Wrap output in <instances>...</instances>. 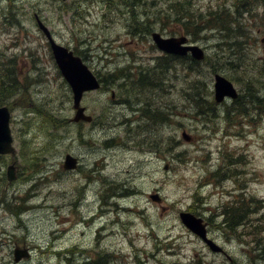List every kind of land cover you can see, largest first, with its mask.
Masks as SVG:
<instances>
[{"label":"rangeland","instance_id":"obj_1","mask_svg":"<svg viewBox=\"0 0 264 264\" xmlns=\"http://www.w3.org/2000/svg\"><path fill=\"white\" fill-rule=\"evenodd\" d=\"M174 1L140 0L136 11L142 15L141 19L150 17L144 22L148 28L175 35L171 32H183L182 23L175 21L176 14L179 21L194 20L197 26H204L200 20L205 17L200 15L224 0L188 1L187 6L195 10L193 16L183 14L181 4L176 7ZM36 15L50 27L58 42L79 52L95 71L118 72L129 63L154 65L155 57L161 53L147 32L140 34L145 30L142 24H136V34L130 32L131 13L121 0H0V59L5 68L15 71L12 75L0 67V83L9 91L17 80L14 91H18L12 96L0 94V104L10 102L19 169V180L14 184H7L0 176V226L7 228L0 236V264L10 260L13 241L22 235H27L32 243L48 246L47 250L76 247L78 251L72 257L77 262L82 260L80 247H88L86 251L99 248L114 252L122 259L121 254L129 252L131 257L124 264H138L134 260L138 256L142 262L158 264L155 260H146L151 253H158L155 259L165 264H185L194 259L202 260L196 264H264V258L254 253L264 245V116L257 125L247 124L244 131L233 134L225 132L223 118L204 121L202 116L194 114L195 106L184 93L191 82L200 79L191 88L195 99L190 102L203 97L205 91L208 93L205 97L211 100V66L204 63L194 72L185 71L177 63L166 74L164 95L152 93L151 89L127 93L155 105L165 106L166 102L176 105L173 121L143 129L140 138H150L141 142L145 145L143 148L134 144L140 138H128L127 125L111 120L109 114L98 118L104 126L74 122L71 87L59 72ZM240 31L248 35L242 39L249 45L246 50L234 46L228 48L229 53L217 47L218 40L223 39L218 37L217 28H211L210 37H202L198 42L220 60V70L233 75L246 93L256 89L264 96V72H258L264 69V18L244 19ZM246 54L250 57L248 60ZM230 55L236 62L246 60L240 72L223 66ZM250 99L257 102L255 96ZM83 104L95 116L107 107L117 120L128 114L126 105L112 103L110 92L103 90L87 93ZM216 111L221 115L224 107L219 106ZM48 114L57 117V126ZM146 123V120L140 122L143 126ZM184 130L194 139L185 140ZM112 137L117 139L116 144H108L107 140ZM159 137L161 147L157 149ZM154 138L155 143H151ZM68 152L81 160V166L74 172L62 167ZM224 155L230 175L219 183L212 182L210 170L224 163ZM10 162L11 157L0 159V173L2 166L6 168ZM167 162L169 169H165ZM117 182L123 185L118 187ZM154 191L161 192L162 203L150 198ZM242 191L252 203L250 216L242 214L245 226L239 227V231L244 230V238L239 239L233 233L228 238L211 225V235L226 248V253L211 250L180 219V211L190 205L199 214L209 216L211 210L215 211L223 203L242 200ZM114 193L118 204L101 211V196L108 201ZM252 196L261 202L254 204ZM27 197L30 198L27 200ZM7 202L25 203L32 208L20 217H10L4 205ZM101 213H104L101 218H114L115 224L107 226L113 234H105L96 242L100 225L87 227L84 234L82 230L86 220ZM222 219L220 216L217 221ZM34 256L26 264H59L61 260L59 255L37 250ZM109 264H123V261L109 260Z\"/></svg>","mask_w":264,"mask_h":264},{"label":"water","instance_id":"obj_2","mask_svg":"<svg viewBox=\"0 0 264 264\" xmlns=\"http://www.w3.org/2000/svg\"><path fill=\"white\" fill-rule=\"evenodd\" d=\"M42 27L50 37L57 62L66 79L72 86L74 92V105L75 108H77V113L74 119L91 120L92 116L85 113V107L81 106V100L85 91L96 89L100 86L99 81L89 66L79 55H76L69 48L57 44L48 32L47 28L44 25ZM154 39L161 48L168 51L185 53L188 50H192L196 56L200 58L204 56L203 49L200 46L184 45V43L187 42V38L185 36L164 38L160 33L155 32ZM216 89L219 99L225 94H236V89L233 84L225 77L220 75L217 76ZM10 118L11 113L8 107H0V153L15 152L10 128ZM77 165L78 158L72 154H67L64 167L67 169H72L76 168ZM8 176L10 179H14L16 177L15 168L13 165L9 167ZM181 217L189 228L203 237H206V227L202 223L201 218H198L189 212H182Z\"/></svg>","mask_w":264,"mask_h":264},{"label":"trees","instance_id":"obj_3","mask_svg":"<svg viewBox=\"0 0 264 264\" xmlns=\"http://www.w3.org/2000/svg\"><path fill=\"white\" fill-rule=\"evenodd\" d=\"M123 1H125L126 5L130 4L129 8H131V11L133 12L135 24L145 25V23L143 22V19H141L142 15L138 14L136 11L138 2L140 0H133V1L123 0ZM188 1H190V0H176V1H174V3H175L176 7L178 6V4H181V6L183 8V14L185 13L188 16H193L195 10H193V8H190L187 6L186 3ZM235 1L240 2L243 0H235ZM255 1H257L258 3H264V0H255ZM127 7H128V5H127ZM200 16L202 18L205 17L204 20H200V23L204 26H197L196 25L197 23H194V20L192 22H187L186 20H184V23H185L184 26L186 27L187 32L193 34V37H192L193 39H195L196 27L201 28L203 30L210 28V27L217 28L219 31L218 37L222 36V38H223L222 40H220L221 41L220 47L222 49H228L231 46V43H230L231 41H235L234 44H237L238 43L237 41H239V39L243 36L238 30H232V26H233V24H235L236 21H238V18L236 17V15H234V13H230L227 6H225V1L218 3L216 7L210 6ZM164 18H168V17H164ZM145 30L151 31L150 28H147ZM211 37H212V35H211ZM163 58H165V57H163ZM167 59H170V58L167 57L166 60ZM205 60L206 61L212 60L211 55L207 56ZM177 61H178V63H181L183 65V67L185 68L184 69L185 71H189V70L194 71L196 69H200V67H198V66H200V61L193 60L191 56L179 57L177 59ZM161 63H163V61H161ZM170 65H171V63L168 60L166 69H168L170 67ZM212 65L214 66L215 63L212 62ZM122 76H119L116 73H112V75H111L112 79L111 80H113L115 82L117 80V77L122 78ZM104 82L106 85L105 88H109L110 86H108L109 83H108L107 79H104ZM147 82L150 83V79L147 77V75L141 76L138 79L133 78L132 80H129L127 86H125L124 89L128 90V92L130 90H141V91L144 89L147 90V88L149 87ZM198 82H200V79L191 82L189 85V90L185 91L184 94L189 97V100L195 99V96L191 93V88H194L196 86V83H198ZM0 92H2V91H0ZM136 99L139 102H142V104H143V105L139 106L138 110L141 111V114H142L144 120L147 121V123L144 126L141 124H138L135 127L131 126V127H128L126 129V132L128 134V138L134 137L135 139L140 138V136H142L143 129H150L153 126H155L156 123L164 121L165 118H166V120L169 119L170 114H171L170 110H172V109H169L166 107L164 108L163 105H161L160 103H157L156 105L152 104L150 101L146 100L143 97L136 98ZM131 106H135V104L132 103ZM243 110H245V109H243ZM163 113H165L166 116H164ZM48 116L51 117V119H53L54 125L57 126L55 119H54V116L51 114H48ZM103 116L106 117V111L104 112ZM161 116H163L164 118ZM155 137H158V136H155ZM148 139H150V138L147 136L140 138V139H136L134 144L136 146H140V147L145 146L142 143L144 142V140H148ZM155 140L156 139L154 138L151 141V143H155ZM158 141H159V144L157 146H160L161 145V137H159ZM113 142H115V141H113ZM149 147H155V146H149ZM235 218H238V216L236 214H232L230 217L231 221ZM236 224L237 223L235 221H233L232 226L230 225V227L234 228L236 226ZM261 254H262V257L264 258V245L261 246Z\"/></svg>","mask_w":264,"mask_h":264},{"label":"bare ground","instance_id":"obj_4","mask_svg":"<svg viewBox=\"0 0 264 264\" xmlns=\"http://www.w3.org/2000/svg\"><path fill=\"white\" fill-rule=\"evenodd\" d=\"M198 30V31H197ZM209 35V31L208 30H203L201 28H197L196 27V30H195V36L199 37V38H202V37H205V36H208ZM2 231L0 230V233Z\"/></svg>","mask_w":264,"mask_h":264}]
</instances>
